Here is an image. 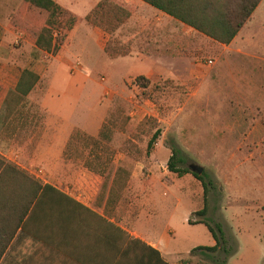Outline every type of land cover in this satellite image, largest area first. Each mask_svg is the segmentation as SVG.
Segmentation results:
<instances>
[{
    "label": "rangeland",
    "instance_id": "rangeland-1",
    "mask_svg": "<svg viewBox=\"0 0 264 264\" xmlns=\"http://www.w3.org/2000/svg\"><path fill=\"white\" fill-rule=\"evenodd\" d=\"M96 1L100 0H72L71 5L73 8L81 7L82 3L92 6ZM17 4L19 0H0V19L5 20L10 9L18 8ZM214 13L208 12L206 17L211 18ZM46 16L43 14V19ZM66 18H62V23ZM84 22L78 24L72 49L64 47V51L59 50L54 56L36 50L30 37L15 31L9 41L12 52L7 59L11 68L1 71L8 79L0 83V150L11 159L26 164L34 162L33 171L43 181L58 186L60 191L72 190L71 185L66 186L67 175L74 173L76 178L83 163L93 157L90 149H83V157L73 151L70 159L64 160L61 156L57 162L47 161L50 152L39 148L51 126V114L43 99L48 94V103L54 110L53 124L74 125V129L83 133V123L94 121L102 110L97 124L102 122L104 126L100 155L107 164L103 183L105 178L107 181L106 186L97 191L95 206L106 201L104 217L94 211L85 213L84 209L59 200L56 218L59 260L65 259L67 263L62 261L63 264H80L81 261H87L86 264H135L142 253L138 248L124 258L118 256L126 249L124 242L115 253H104L99 241L106 232V224L120 228L118 223L129 211L130 198L138 195L130 192L131 176L135 181L144 177L150 179L153 186L150 207L156 211L152 222L155 230L168 223L175 232L173 245L178 251L193 245L207 246L211 240L205 226L191 227L185 220L200 219L192 217L190 212L203 208V187L190 174L178 177L168 170L167 161L171 150L175 149L182 160L176 162L178 168L190 171L192 166L202 168L201 174L207 184L206 218L221 226L230 251L226 264H264V212L261 209L264 203L261 191L264 142H259L264 141V117L257 114L264 108L261 98L264 92L260 93V83L264 81V2L249 26L239 32L229 47L203 34L188 32L187 28L185 43L190 48L185 47L186 59L169 63L174 76L146 90L134 82L143 71L142 63L114 60L133 50L135 40L129 34L127 38H115L113 34L117 28L110 33L98 27L110 36L103 38L100 33L102 37L94 45L88 37L81 43L79 36ZM99 47H104L105 54ZM2 54L3 50L0 63H6ZM23 69L34 72L39 80L5 127L2 99L14 88L18 73ZM123 83L127 90L123 91ZM155 132L158 136L148 149ZM60 137L61 133L58 146L51 150L52 157L55 152L62 151ZM118 168L122 171L117 175L107 202L110 181ZM79 182L84 185L73 182L75 196L80 195L85 201L95 190L94 183L88 178ZM113 210L116 213L114 222L109 221ZM114 237L117 233L108 232V238ZM181 261L213 264L200 253L189 254L178 262Z\"/></svg>",
    "mask_w": 264,
    "mask_h": 264
},
{
    "label": "crops",
    "instance_id": "crops-1",
    "mask_svg": "<svg viewBox=\"0 0 264 264\" xmlns=\"http://www.w3.org/2000/svg\"><path fill=\"white\" fill-rule=\"evenodd\" d=\"M22 1L23 0H19V4H17L18 7ZM52 1L57 3L66 13L72 14L77 19V22L75 21L76 23L67 34L66 40L60 49L61 52L64 51V47L67 46L71 47L72 49V45L75 43L74 37L78 30V24L80 23L81 25L82 20H84V23L86 24H84V30H82L81 35L79 36L81 43L84 42L85 37H88L94 45L95 43L99 42V38L102 37L101 34L103 35V38L110 36L108 33H105L98 27H90L86 21V16L91 13L98 1L94 2L92 6L88 5L87 3H82L81 7L78 8H73L74 6L71 5L72 0ZM133 1L137 2L136 11L129 17V19H127V22L123 26L117 28L114 31L113 35L115 38L119 37V39H123L127 38L126 35L129 34L135 40L136 47L127 55H120L115 57L114 60L126 59L130 60L131 62L142 63L144 68L142 72L138 73V75L145 77L152 84H155L160 80H166V78L174 76V74L169 69V63L186 59L184 51L186 48H190L189 45L186 47L185 43L187 39L186 29L188 28V32L192 31L194 33H198L199 35H201V33L181 23L178 19H175L174 17L159 11L140 0H125V3H130ZM263 2L264 0L259 1L251 16L248 18L240 31H242L243 28L249 26L253 20V15L257 13L259 8H261ZM16 10L17 8L10 9L5 20L2 21V19H0V51H4V54H2L1 58L5 60L10 57L12 52L9 41L10 38L14 36V31L11 29L10 21ZM125 25H128L129 28L122 29V27ZM239 32L233 41H235ZM232 42L228 44L227 47H229ZM222 46L226 47V45ZM99 51H102L105 54L104 47H99ZM68 64L69 63H67V65ZM10 68L9 60H7L6 63H0V83H4L8 79L7 74L1 73V71H7L10 70ZM19 74L20 72L18 73V77ZM82 77L83 75L80 78ZM124 78L127 79L128 76ZM173 78L174 77H172V79ZM260 84V93L262 94L264 92V81L261 80ZM123 86V91L127 90L124 83ZM5 95L3 96L2 100H4ZM48 97L49 96L47 94L43 101L45 107L48 108V111L51 114L49 117L51 126L47 128V132H45V135L42 137L39 148L48 150L50 152H47V161L51 163L52 160L57 162V158L62 156V151L71 132L74 129V125H66L64 127L62 125L60 126L53 124L54 121L52 120V112L54 110L51 109V105L48 103ZM261 98L264 99V97ZM101 113L102 110L100 111L99 115ZM257 114L260 117H264V108L259 109ZM99 115H97L94 121L83 123L81 127L86 134L94 138H98L102 127V122L99 125L97 124ZM55 120V122L58 123L57 119ZM60 133L61 145H59V148L60 151H62L60 154L55 152L52 157L51 150L58 146ZM259 142L262 143L264 141L259 140ZM10 163L13 164L18 170L25 172V174H27V176L34 181H38L43 185L52 186L57 191H60L58 186L52 182L43 181V179L33 171V168L35 167L34 162L26 164L21 160L11 159L7 153L0 150V264H59L60 261V264H63L62 261H65V259L59 260L58 257V227L56 220L57 198L55 194L49 191V199L48 201H45L44 205L41 204V191H39L37 199H32V195L34 193V183L31 180L24 178V176H19V174H11V170L8 166ZM87 178L93 181L95 190L87 195L84 201L79 198L80 195L75 196L76 194L74 192L73 182L77 181L80 185H84V183L81 184L79 181L85 180ZM130 178V192L131 194L136 192L138 195L130 198L131 202L129 205V211H126L125 214H123L122 221L118 223L120 228L112 227L106 224V232L100 237L99 240L102 244L103 252L115 253L118 249H121L120 246L122 245V242H124L126 249L122 250L118 256L122 257L123 255V257L126 258L131 254V251L138 248L140 251H142V253L138 258L135 259V264H139L141 261L146 262L147 258L150 257L148 253L140 246H128L127 243H125L126 239H123L121 233L125 232L128 236V239L139 240L146 246L156 250L165 264H180V262H178L179 259L184 258L189 254L192 255L190 251L199 245H193L190 247V249L178 251L173 245L175 232L168 223L160 226L158 230H155V226L152 222L156 211L154 208L150 207L152 199L151 187H153L151 185L150 179L144 177L138 181H135L132 176ZM103 180V177L91 173L82 167L81 173L77 175L76 178L74 173L69 176L67 175L66 177V186L68 188L71 185L72 190L70 192H60L85 208V213L94 211L97 212L98 215L104 217L103 211L106 209V201L104 200L103 203H99L95 206L97 191L99 187L102 186ZM185 181L191 183V181L188 179ZM262 189L261 191L263 192L264 196V182L262 184ZM107 198L108 196L106 195L105 199L107 200ZM261 209L264 212V203L261 204ZM197 211L199 210L196 209L190 212L192 217H195L193 214ZM115 214L116 213H114L113 210V215H109V221H115ZM185 220L186 223H188L187 221L189 219L187 218ZM107 223L111 224V222ZM198 225L203 224H194L189 226L198 227ZM108 232L117 233V237H114L113 239L108 238ZM210 240L211 241L207 247L215 245V241L211 234ZM123 251L125 252L123 253ZM86 263L87 261H81L80 264Z\"/></svg>",
    "mask_w": 264,
    "mask_h": 264
},
{
    "label": "trees",
    "instance_id": "trees-1",
    "mask_svg": "<svg viewBox=\"0 0 264 264\" xmlns=\"http://www.w3.org/2000/svg\"><path fill=\"white\" fill-rule=\"evenodd\" d=\"M153 8L162 11L181 23L191 27L206 37L222 44H230L260 0H140ZM137 9V2L133 1L125 3L123 0H100L90 14L86 16V21L96 27L113 32L121 24L124 23ZM208 12H215L211 18L206 17ZM43 14L47 15L43 19ZM66 21L62 23V18ZM103 21L109 26L103 25ZM62 23V25L60 24ZM75 24V18L68 16L67 13L52 0H23L15 13L12 15L10 26L13 31H18L24 36L30 37L35 49L41 52L48 53L52 56L56 55L61 45L66 40L67 34ZM38 76L27 69H23L18 77V80L12 90H9L3 100L4 115L3 122L5 127H8L9 121L13 119L21 105V102L32 91L37 84ZM135 85L142 90L148 89L152 83L143 76H138L135 80ZM101 127L98 138L91 137L78 129H73L65 147L62 151L64 160L70 159L73 151L78 152L79 157H83V149H90L89 154L92 155L91 161H85L83 167L87 171L104 177L106 175V165L103 157L100 155L102 148ZM158 132H155L148 143L149 149L151 144L157 138ZM106 139V138H105ZM178 152L175 149L171 150V156L167 161V168L171 173L181 177L185 174L192 175L197 179L203 187L204 205L203 208L193 215L200 219H189V225L203 224L215 241V245L211 247L198 246L190 251L191 254L200 253L212 260L213 264H226L227 257L230 255L229 248L226 246L225 239L220 224L211 222L206 218V192L207 184L204 182L203 174H196L188 168H178L176 162L181 163V158L177 157ZM11 174H19L24 178L31 180L34 183V193L32 199H37L39 191H41V204L49 199L48 192L51 191L59 200L67 201L81 209H84L80 204L71 200L60 191L49 185L40 184L29 178L25 172L18 170L13 164H8ZM120 168L111 181L109 187L108 198H110L113 188H115L116 178ZM22 174V175H21ZM107 179L105 178L102 188L106 186ZM33 188V187H32ZM32 190V189H31ZM31 199V200H32ZM108 202V200H107ZM107 204V203H106ZM121 232V231H120ZM125 243L128 246H140L148 253L150 257L146 262L141 261L139 264H165L159 253L141 243L139 240L128 239L125 232H121ZM125 251H123L124 253ZM180 264H186V261H181Z\"/></svg>",
    "mask_w": 264,
    "mask_h": 264
},
{
    "label": "water",
    "instance_id": "water-1",
    "mask_svg": "<svg viewBox=\"0 0 264 264\" xmlns=\"http://www.w3.org/2000/svg\"><path fill=\"white\" fill-rule=\"evenodd\" d=\"M191 171L200 175L202 173V168L201 167H198V166H192L190 167Z\"/></svg>",
    "mask_w": 264,
    "mask_h": 264
},
{
    "label": "built area",
    "instance_id": "built-area-1",
    "mask_svg": "<svg viewBox=\"0 0 264 264\" xmlns=\"http://www.w3.org/2000/svg\"><path fill=\"white\" fill-rule=\"evenodd\" d=\"M209 63H211V62L209 61Z\"/></svg>",
    "mask_w": 264,
    "mask_h": 264
}]
</instances>
